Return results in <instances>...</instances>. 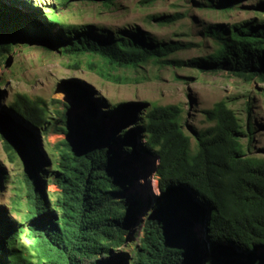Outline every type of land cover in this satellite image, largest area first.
<instances>
[{"label":"trees","instance_id":"obj_1","mask_svg":"<svg viewBox=\"0 0 264 264\" xmlns=\"http://www.w3.org/2000/svg\"><path fill=\"white\" fill-rule=\"evenodd\" d=\"M54 2L41 9L26 0L0 1V62L21 45L41 43L107 81H119L120 70L154 64L264 83V22L211 26L204 35L212 52L182 61L173 58L183 49L179 44L156 43L139 30L112 34L67 23L56 13L71 2L109 9L117 0ZM241 2L209 0L202 7L230 13ZM183 18L175 14L158 21L173 25ZM65 90L84 110L74 121L64 114L63 125L48 120L42 100L21 93L6 98L8 106L0 113L5 153L22 166V186L11 208L20 220L0 209V264H123L125 255L113 251L127 244L134 220L126 196L132 182L124 170L140 155L158 159L153 173L162 195L153 196L156 203L143 222L132 264H264V157L251 153L252 119L243 128L228 103L219 101L203 112L212 126L197 134L193 145L179 105L152 104L142 111L128 104L138 117L137 130L109 133L96 122L86 89L67 83ZM49 126L67 136L56 145L58 158L50 170L36 136L38 131L47 135ZM6 179L0 171L1 186ZM199 224L204 242L193 230Z\"/></svg>","mask_w":264,"mask_h":264},{"label":"rangeland","instance_id":"obj_2","mask_svg":"<svg viewBox=\"0 0 264 264\" xmlns=\"http://www.w3.org/2000/svg\"><path fill=\"white\" fill-rule=\"evenodd\" d=\"M10 3V0H0ZM33 6L52 7L54 0H26ZM209 0H117V4L109 9L90 2H71L72 4L56 13L67 23L87 25L103 29L110 33L122 29L139 30L148 34L156 43L181 45L182 50L173 58L188 61L209 54L213 43L206 39L204 32L215 25H232L245 22H264V0H242L240 8L230 13L210 10L202 7ZM27 13V9H23ZM185 14V18L173 25H162L159 17ZM113 34V33H112ZM119 81H107L85 65H78L58 52H48L43 44L19 46L0 62V113L7 107L6 98L15 94H26L32 99L42 100L48 110V120L53 125H63L64 114L71 120L84 110L77 107L76 97L65 90L67 83H74L88 91L86 99L94 107L96 122L99 126L113 131L137 130L138 117L128 110V104L144 111L152 104L179 105L183 110L182 124L187 135L196 143L197 134L212 126L206 121L203 112L211 109L217 102L226 101L236 113L243 128L252 123L256 132L253 136L252 154L264 157V83L252 84L227 73H201L198 70L172 67L162 68L148 64L137 70H120ZM120 76V77H119ZM127 80V82H125ZM125 103V104H124ZM66 105L70 108L66 109ZM135 109V108H134ZM94 117V116H93ZM40 149L47 159L49 170L53 161L58 158L56 145L67 136L49 126L47 135L43 131L36 132ZM141 140H137L139 145ZM245 144L250 145L249 139ZM114 149L119 151L118 147ZM250 150V149H249ZM124 170L130 175L132 186L126 196L131 199L133 207V226L131 236L122 249L114 250L113 255H125L123 264H132L135 249L142 238L143 222L147 214L152 212L156 198L161 197L159 178L153 173L158 159L148 155H140L137 161ZM0 171L6 175V182L0 185V209L19 221L21 216L11 211L13 201L21 189L22 166L17 161L11 163L5 153L0 138ZM145 178V183L141 179ZM156 179L159 182V194L150 193L148 182ZM48 191L54 201L56 188L48 185ZM21 208L24 202L21 201ZM198 238L204 242L203 225L194 227Z\"/></svg>","mask_w":264,"mask_h":264},{"label":"bare ground","instance_id":"obj_3","mask_svg":"<svg viewBox=\"0 0 264 264\" xmlns=\"http://www.w3.org/2000/svg\"><path fill=\"white\" fill-rule=\"evenodd\" d=\"M145 178H142L141 179V182L142 183H145ZM148 186H149V189H150V192L151 193H156V194H159V182L156 180V179H150V181L148 182Z\"/></svg>","mask_w":264,"mask_h":264}]
</instances>
